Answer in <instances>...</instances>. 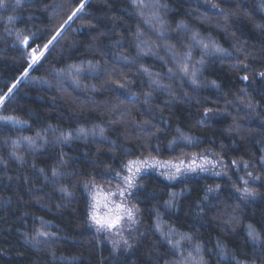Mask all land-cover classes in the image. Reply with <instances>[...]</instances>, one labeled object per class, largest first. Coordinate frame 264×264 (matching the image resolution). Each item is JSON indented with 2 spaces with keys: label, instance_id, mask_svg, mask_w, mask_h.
<instances>
[{
  "label": "trees",
  "instance_id": "obj_1",
  "mask_svg": "<svg viewBox=\"0 0 264 264\" xmlns=\"http://www.w3.org/2000/svg\"><path fill=\"white\" fill-rule=\"evenodd\" d=\"M262 73L264 0H2L0 264H264ZM187 155L215 166L141 175L123 248L94 231L95 187Z\"/></svg>",
  "mask_w": 264,
  "mask_h": 264
},
{
  "label": "rangeland",
  "instance_id": "obj_2",
  "mask_svg": "<svg viewBox=\"0 0 264 264\" xmlns=\"http://www.w3.org/2000/svg\"><path fill=\"white\" fill-rule=\"evenodd\" d=\"M142 48H143L142 45H138V51L140 53H141L140 50ZM41 52L42 51H37L36 55L40 56ZM147 52H150V51H147ZM168 52H170V51H168ZM165 56L167 57L166 54H165ZM31 57L33 59L32 55H31ZM177 59H179L178 55H176L174 60H172L171 62L175 63V67H178V69H179L180 65L175 62ZM78 71L79 70H77V71L70 70L69 72L77 73ZM22 78H20L18 80V82L21 81ZM56 84L61 86V83L58 81ZM21 144H26V143L24 141H22ZM137 161L141 162V163L144 161H147L148 163L146 166L141 167L140 172L136 175L135 182L137 181V179L141 175H143L149 171H154V173L160 175L162 178H164L168 182H175L178 179H181L185 176H189V175L194 174V173L208 172L209 169H212L215 166V164H213L212 161H210L209 159H207L205 157L199 158L196 155H187V156L180 157L179 159H174V160H157L154 158L134 159V160H131L127 163V165L125 166V169H124V175L122 176V178L120 179V181L118 182V184L116 186H114L113 188L95 187L92 190V192L90 193V198H89L90 199V204H89L90 225L97 234L104 236L105 239L108 242H110V244L112 245V247L114 249H120V248H123L125 246V241H126L127 237L130 236L132 230L135 229L136 213H135L133 207H131L129 202H128V195H129L132 188L128 189L124 196H119V195L109 196V193H118L120 190L125 188L124 177L131 175V173L128 171L127 166L130 162H137ZM173 165L180 166V169H181L180 172H176V168L173 167ZM189 165H192L195 168V170L194 171L189 170ZM200 165H203L204 167H206L207 171H201L200 167H199ZM169 176H172L174 178L169 179ZM106 199L110 202L109 207L104 206ZM113 204H123V206L125 208L131 209L135 215V223L129 221L125 217V219H123L121 221L120 225L116 228L99 229L98 225H96V223L92 219L93 213L95 212L96 215L103 217L109 213L110 207Z\"/></svg>",
  "mask_w": 264,
  "mask_h": 264
},
{
  "label": "snow or ice",
  "instance_id": "obj_3",
  "mask_svg": "<svg viewBox=\"0 0 264 264\" xmlns=\"http://www.w3.org/2000/svg\"><path fill=\"white\" fill-rule=\"evenodd\" d=\"M0 3H2V0H0ZM84 8V3H81L79 8H77L71 16L68 17L69 20L72 19V17L76 16V14L78 12H80L82 9ZM57 35H59V33H57ZM56 37L53 36V40ZM25 43H27V40H25ZM49 43H51V41H49ZM207 47V46H206ZM45 49L48 48V45L44 46ZM43 55V52L40 53V56ZM32 56H33V63H35L36 61H38L40 59V56L36 55V50L34 49L32 52ZM29 67H31V65H29ZM186 71V69H185ZM25 74H27V72H25ZM261 75H264V73H262ZM243 79L247 80V77L245 76ZM193 83H195V81H193ZM15 87V84L12 85V88ZM12 88L9 89V92L12 91ZM0 103H3V98H0ZM205 115H207V113H205ZM147 161L144 162H130L127 166L128 171L131 173V175L124 177L125 180V188L120 190L118 193H109V196H114V195H119V196H124L125 193L127 192L128 189H131L134 187V182L136 179V175L140 172L141 167L146 166L147 165ZM183 163V162H182ZM173 167L176 168V172H180V166H176L173 165ZM200 170L201 171H207V168L204 167L203 165H200ZM189 170L194 171L195 168L192 165H189ZM174 177L169 176V179H172ZM110 202L106 199L105 200V207H109ZM95 207V206H94ZM125 217L135 223V215L134 212L131 209H127L123 206V204H113L110 207V211L107 215L101 217L96 215V213H93L92 219L94 220V222L96 223V225H98L99 229H113L116 228L120 225L121 221L123 219H125ZM250 236H253V238H255L253 232H249ZM125 243H127L125 241Z\"/></svg>",
  "mask_w": 264,
  "mask_h": 264
}]
</instances>
